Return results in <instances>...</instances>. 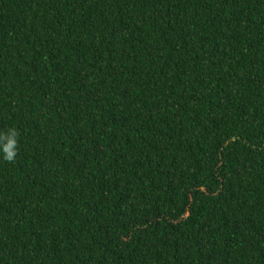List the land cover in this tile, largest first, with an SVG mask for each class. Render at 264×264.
<instances>
[{
	"label": "trees",
	"instance_id": "obj_1",
	"mask_svg": "<svg viewBox=\"0 0 264 264\" xmlns=\"http://www.w3.org/2000/svg\"><path fill=\"white\" fill-rule=\"evenodd\" d=\"M0 264H264V0H0Z\"/></svg>",
	"mask_w": 264,
	"mask_h": 264
},
{
	"label": "clouds",
	"instance_id": "obj_2",
	"mask_svg": "<svg viewBox=\"0 0 264 264\" xmlns=\"http://www.w3.org/2000/svg\"><path fill=\"white\" fill-rule=\"evenodd\" d=\"M19 131L11 127L5 132H0V160L14 162L18 154Z\"/></svg>",
	"mask_w": 264,
	"mask_h": 264
}]
</instances>
